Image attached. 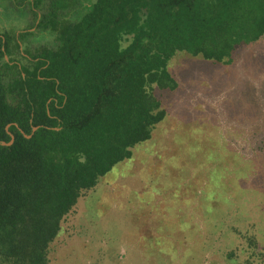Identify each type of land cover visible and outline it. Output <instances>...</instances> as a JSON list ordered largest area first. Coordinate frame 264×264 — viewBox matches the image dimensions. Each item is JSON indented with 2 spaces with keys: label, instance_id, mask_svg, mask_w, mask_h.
Instances as JSON below:
<instances>
[{
  "label": "trees",
  "instance_id": "16d2710c",
  "mask_svg": "<svg viewBox=\"0 0 264 264\" xmlns=\"http://www.w3.org/2000/svg\"><path fill=\"white\" fill-rule=\"evenodd\" d=\"M0 19V143L14 138L0 145V264H49L79 198L166 118L155 91L179 88L170 62L230 64L264 36V0H0ZM250 178L264 195V172ZM234 232L245 264L264 260Z\"/></svg>",
  "mask_w": 264,
  "mask_h": 264
},
{
  "label": "rangeland",
  "instance_id": "374dc122",
  "mask_svg": "<svg viewBox=\"0 0 264 264\" xmlns=\"http://www.w3.org/2000/svg\"><path fill=\"white\" fill-rule=\"evenodd\" d=\"M169 69L179 88L155 91L166 118L79 198L49 264H245L234 230L264 248V195L246 187L264 172V36L228 65L178 54Z\"/></svg>",
  "mask_w": 264,
  "mask_h": 264
},
{
  "label": "water",
  "instance_id": "95a60500",
  "mask_svg": "<svg viewBox=\"0 0 264 264\" xmlns=\"http://www.w3.org/2000/svg\"><path fill=\"white\" fill-rule=\"evenodd\" d=\"M34 131H35V129L33 130V132ZM13 140H14V138H13V136H11V142L10 143L6 144V143L3 142V143H0V145L1 146H10L12 144Z\"/></svg>",
  "mask_w": 264,
  "mask_h": 264
},
{
  "label": "flooded vegetation",
  "instance_id": "af4514ba",
  "mask_svg": "<svg viewBox=\"0 0 264 264\" xmlns=\"http://www.w3.org/2000/svg\"><path fill=\"white\" fill-rule=\"evenodd\" d=\"M0 23H1V19H0Z\"/></svg>",
  "mask_w": 264,
  "mask_h": 264
}]
</instances>
